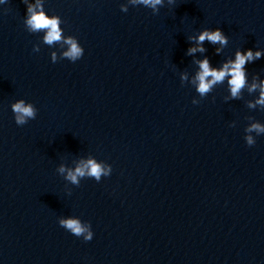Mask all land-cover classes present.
Here are the masks:
<instances>
[{"label": "water", "instance_id": "95a60500", "mask_svg": "<svg viewBox=\"0 0 264 264\" xmlns=\"http://www.w3.org/2000/svg\"><path fill=\"white\" fill-rule=\"evenodd\" d=\"M40 3L84 54L71 62L67 45L27 30L22 0L0 2V264H264V133L245 132L264 125L247 90L264 57L246 64L239 98L230 77L203 97L193 83L197 60L219 69L264 51V0H165L157 15L129 0ZM217 28L220 55L208 41L187 55L189 37ZM20 100L37 112L22 126ZM89 159L109 175L66 178Z\"/></svg>", "mask_w": 264, "mask_h": 264}, {"label": "clouds", "instance_id": "9594fccd", "mask_svg": "<svg viewBox=\"0 0 264 264\" xmlns=\"http://www.w3.org/2000/svg\"><path fill=\"white\" fill-rule=\"evenodd\" d=\"M0 2H7V0H0ZM22 3L27 8V19L25 20V26L30 33H36L39 31H46V35L43 37V42L49 46L53 45L54 42L63 43L68 46L67 51L63 52V56L68 58L71 62H76L81 59L84 54V49L77 43L74 37L68 36L64 38L62 36V30L60 25L62 21L57 16L49 18L44 11H37L42 8L40 0H37L36 5H31L28 0H22ZM132 6H144L152 10L153 15L159 14L160 7H163L165 0H129ZM175 0H167L169 6L173 5ZM122 12H127L128 8L121 6ZM191 41H194L196 46L191 47L187 51V55L193 56L197 52L204 53L205 48L202 46L205 41L210 42L212 45L219 44L221 47L216 48V54L220 55L222 49L227 47L228 38L223 34L219 28L215 30L205 29L200 32L198 37H189ZM33 51L38 52V46H34ZM264 57V51L248 49L246 51L237 50L234 54V59H228L219 69L210 67V62L207 58L203 60L195 61L199 66V72L195 76L193 83L198 82L197 91L203 97L206 93L213 88L214 85L222 83L227 79V85L231 92V98H239L242 90L247 86L246 80V64L253 63L256 60ZM52 61H56V53H52ZM186 79V77H182ZM258 77H253V82L248 87V92L252 93L259 89V99L255 103H249V108H256L257 105L264 109V80L256 82ZM194 105L199 104V101L192 100ZM11 110L14 114L15 123L18 126L25 125L27 119H35L37 112L36 109L31 105H25L23 100L14 103L11 106ZM246 133L255 132L257 135L264 133V125L261 123H252L250 127L245 129ZM246 144L249 147L255 145L256 140L251 136L247 135L244 137ZM59 171L64 173L66 170L63 166L60 167ZM111 169H107L100 164H97L94 160L89 159L87 161H81L76 167L75 171L69 170L67 173V179L72 183H78V177H94L96 181H100L101 176H108ZM60 227L69 230L70 233L76 237H83V240L88 242L93 238V232L89 231L87 227L82 226L78 219H62L59 221Z\"/></svg>", "mask_w": 264, "mask_h": 264}]
</instances>
